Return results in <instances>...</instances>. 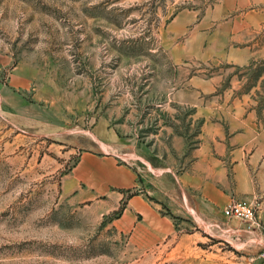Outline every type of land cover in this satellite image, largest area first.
<instances>
[{"label":"rangeland","instance_id":"1","mask_svg":"<svg viewBox=\"0 0 264 264\" xmlns=\"http://www.w3.org/2000/svg\"><path fill=\"white\" fill-rule=\"evenodd\" d=\"M203 5L0 0V264H264L176 177L202 141L264 140V53L173 25Z\"/></svg>","mask_w":264,"mask_h":264},{"label":"crops","instance_id":"2","mask_svg":"<svg viewBox=\"0 0 264 264\" xmlns=\"http://www.w3.org/2000/svg\"><path fill=\"white\" fill-rule=\"evenodd\" d=\"M202 1V9H187L174 18L173 25L183 27L180 21L185 16L198 20L196 28L205 31L203 36H224L226 45L232 46L226 50L207 48L206 51L229 52L238 64L248 62L254 53H264V0ZM189 24L185 21L186 28ZM210 43L211 39L208 46ZM241 138L228 142L202 141L191 149L186 165L176 177L186 190V203L193 211L214 213L232 199L251 200L260 196L264 188L261 183L264 180V140H250L242 133ZM151 228H156L153 223L141 230Z\"/></svg>","mask_w":264,"mask_h":264},{"label":"built area","instance_id":"3","mask_svg":"<svg viewBox=\"0 0 264 264\" xmlns=\"http://www.w3.org/2000/svg\"><path fill=\"white\" fill-rule=\"evenodd\" d=\"M223 216L227 219H241L246 223L247 230L264 236V206L260 203L259 198L232 199L223 208ZM258 257L264 261V248Z\"/></svg>","mask_w":264,"mask_h":264}]
</instances>
